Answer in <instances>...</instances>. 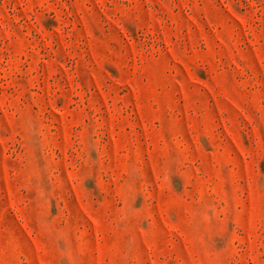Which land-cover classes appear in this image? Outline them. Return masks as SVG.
Returning <instances> with one entry per match:
<instances>
[{
    "label": "rangeland",
    "instance_id": "obj_1",
    "mask_svg": "<svg viewBox=\"0 0 264 264\" xmlns=\"http://www.w3.org/2000/svg\"><path fill=\"white\" fill-rule=\"evenodd\" d=\"M0 264H264V0H0Z\"/></svg>",
    "mask_w": 264,
    "mask_h": 264
}]
</instances>
